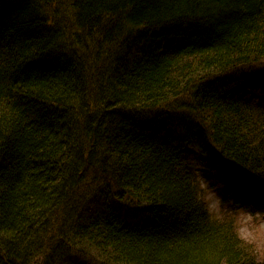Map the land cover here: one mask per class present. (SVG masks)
I'll use <instances>...</instances> for the list:
<instances>
[{
    "label": "trees",
    "instance_id": "obj_1",
    "mask_svg": "<svg viewBox=\"0 0 264 264\" xmlns=\"http://www.w3.org/2000/svg\"><path fill=\"white\" fill-rule=\"evenodd\" d=\"M261 63L264 0H0V264H252L194 180L264 211Z\"/></svg>",
    "mask_w": 264,
    "mask_h": 264
},
{
    "label": "clouds",
    "instance_id": "obj_2",
    "mask_svg": "<svg viewBox=\"0 0 264 264\" xmlns=\"http://www.w3.org/2000/svg\"><path fill=\"white\" fill-rule=\"evenodd\" d=\"M195 198L210 220L227 225L236 246L247 255L252 264H264V211L252 210L251 205L229 207L220 195L222 185H214L203 174L194 180ZM34 259H40L37 255ZM211 264H231V257L211 256Z\"/></svg>",
    "mask_w": 264,
    "mask_h": 264
},
{
    "label": "bare ground",
    "instance_id": "obj_3",
    "mask_svg": "<svg viewBox=\"0 0 264 264\" xmlns=\"http://www.w3.org/2000/svg\"><path fill=\"white\" fill-rule=\"evenodd\" d=\"M155 26H157V25H155ZM154 26V27H155ZM143 29V26L140 24V25H137L136 26V31H139V30H142ZM180 146L182 147V144H180ZM185 151H187V152H189L191 155H196V156H201L202 155V152L201 151H199V152H197V150L196 149H192V148H189V149H186ZM197 152V153H196ZM196 153V154H195ZM213 162H211V164H212ZM221 168H219L221 171L223 170L224 172V174H225V176L224 177H232V176H235V174H237V173H239L236 169H234V168H227L226 169V171L224 170V169H222V166H220ZM224 167V166H223ZM240 175H245L244 173L243 174H241L240 173ZM220 185V184H219Z\"/></svg>",
    "mask_w": 264,
    "mask_h": 264
},
{
    "label": "rangeland",
    "instance_id": "obj_4",
    "mask_svg": "<svg viewBox=\"0 0 264 264\" xmlns=\"http://www.w3.org/2000/svg\"><path fill=\"white\" fill-rule=\"evenodd\" d=\"M260 65H264V64H260ZM260 65H257V66H255V68L258 70V66H260ZM199 174H203L205 177H207L214 185H219V182L213 177V175L211 176V175H207L205 172H203V173H199ZM238 184H241V183H238ZM233 187H235V182H233ZM232 190H235V188L234 189H232ZM238 194H240V193H238ZM220 195L222 196V197H224V196H226V191L225 190H223L222 188L220 189ZM232 196H233V194H232ZM227 203V202H226ZM229 206V205H228ZM230 207V206H229Z\"/></svg>",
    "mask_w": 264,
    "mask_h": 264
}]
</instances>
